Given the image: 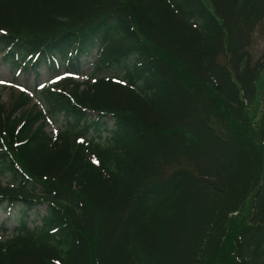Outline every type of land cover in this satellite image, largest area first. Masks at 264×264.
<instances>
[{
	"label": "trees",
	"instance_id": "trees-1",
	"mask_svg": "<svg viewBox=\"0 0 264 264\" xmlns=\"http://www.w3.org/2000/svg\"><path fill=\"white\" fill-rule=\"evenodd\" d=\"M263 20L264 0H0L4 61L53 73L0 103V264H264V115L239 132Z\"/></svg>",
	"mask_w": 264,
	"mask_h": 264
},
{
	"label": "rangeland",
	"instance_id": "rangeland-1",
	"mask_svg": "<svg viewBox=\"0 0 264 264\" xmlns=\"http://www.w3.org/2000/svg\"><path fill=\"white\" fill-rule=\"evenodd\" d=\"M252 60L254 63L264 61V20L259 23L252 35V44L250 46ZM264 63V62H263ZM43 72L42 78H37L33 72H21V69L16 70L7 62L4 61L0 54V103H7L9 100L10 90L16 87L17 90L25 89L32 93L38 85L51 81L50 78L53 73L46 67L41 68ZM92 71V65L85 66L77 75L76 80L83 82L88 74ZM246 111L248 112L251 126L248 128L242 127L239 132L242 134L249 133L250 130L257 133L259 130L260 121L264 115V66L260 78L257 83V94L255 99L248 105ZM62 124L60 121H51L48 125V131L55 135L58 133ZM5 183V182H4ZM2 183V185H4ZM40 211H44V207L40 206ZM10 213L4 208L0 207V234L2 235V227L5 225L10 233L17 225L16 220H10Z\"/></svg>",
	"mask_w": 264,
	"mask_h": 264
}]
</instances>
